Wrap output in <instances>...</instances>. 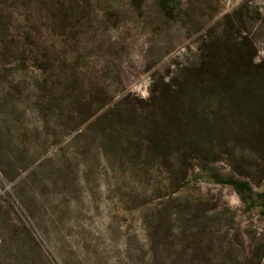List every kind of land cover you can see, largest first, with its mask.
<instances>
[{"label": "rangeland", "instance_id": "374dc122", "mask_svg": "<svg viewBox=\"0 0 264 264\" xmlns=\"http://www.w3.org/2000/svg\"><path fill=\"white\" fill-rule=\"evenodd\" d=\"M19 1L0 25V264H221L230 251L264 252V208L227 182L264 192L252 69L232 89L191 86L180 125L155 108L96 123L87 102L75 104L96 78L102 93L146 101L154 83L196 67L210 37L246 36L264 63V0ZM56 9L73 19L57 26ZM27 25L35 38L20 61L14 35ZM72 57L84 87L58 78L71 75L63 62ZM178 156L197 159L188 175L159 167ZM238 233L245 249L233 244Z\"/></svg>", "mask_w": 264, "mask_h": 264}, {"label": "trees", "instance_id": "16d2710c", "mask_svg": "<svg viewBox=\"0 0 264 264\" xmlns=\"http://www.w3.org/2000/svg\"><path fill=\"white\" fill-rule=\"evenodd\" d=\"M24 4L25 2L20 3L19 0H0V25L3 22L2 15L8 8H16L17 10H20V6H23ZM62 10L64 9H59L57 10L58 12L52 14V19L55 21L56 25L60 24L59 22H67L73 19L71 15L63 16ZM26 20L27 19H20L16 22L18 25L21 23L25 24L27 22ZM27 26L28 27H25L27 31L24 30L21 35L18 31H16V34L14 33V37L17 39L15 42L19 43V45L17 44L15 54L21 59L20 61L26 59L24 57L26 51L28 52V50L25 51V46L27 45L26 42L35 38L33 33L29 31V25ZM248 46L251 48V55L249 56L247 54ZM200 50L201 60L196 67L182 66L178 70L176 77L168 79V81L166 79H162L158 89L154 83L153 87H156V89L151 90V96L146 101L138 98L131 101L129 100L130 95H127L124 92L117 96H111L108 92L102 93L96 89V86L99 84V79L96 78L95 81H91L93 89H91L88 94L89 99H79V101H77L78 103L75 102V104L82 106L84 103H88L91 108V115H89V119H94L96 123L110 120L112 117L120 119L124 118V116H128L136 121L142 120V112L144 110L147 111L149 108H155V110L161 112L159 113L162 114L161 120H164L168 115V112H171L174 115L175 121H177L178 125H180L183 118L188 115L190 110L188 89L191 86L197 85L200 82L199 84H205L214 88L215 92L218 89H232L236 84L238 85L241 77L244 78L243 73H241L242 68L248 66L249 69H252V128L256 126L264 127V63L256 64L257 49L253 41L251 43L246 36H241L234 42L227 37H210V39L203 42ZM30 52L38 60L42 57L39 48L31 50ZM63 65L65 67L64 69L70 70L71 75L65 74V77L62 78L61 76H58V78L60 80H65L67 83L74 85L79 84L84 87L87 81V72L84 70L81 59L72 57L70 59H66L63 62ZM220 68H225L228 72L222 73ZM58 69L61 70L59 67ZM204 74L207 75L205 79H203L204 76H202ZM46 84L47 77L44 79V85ZM113 103H115L118 109L116 113L113 111V108H110ZM128 107H131L130 110H125ZM194 112L197 116H200L201 114V112L199 113L196 108L194 109ZM203 116L206 115L203 114ZM160 123L161 121L153 122V124H155V126L158 125V127L160 126ZM182 141L184 142L183 139L178 137L175 141L173 140V142L177 145H179ZM144 142L149 143L147 140H144ZM166 143H169L168 140L161 139L158 141L157 147L164 149L163 145ZM141 148L139 147V151ZM105 150L107 154V149ZM195 160L197 159H190L187 158V156H178L174 158L164 157V163L160 164L159 167H166L171 169L172 172L180 169L183 174L188 175L194 170ZM217 180H219L217 181L218 183L223 182L221 179ZM227 182L235 188L242 201L249 207L256 208L258 206H262L264 208V192L261 194H255L246 183H236L231 180ZM259 200H263V203H259ZM232 240L235 246L245 249V242L240 233L233 235ZM232 252L233 251H230L228 254L222 256L220 262L223 263L221 264H236L239 260L245 262V264H249L251 261L252 264H264V252H252V257L245 253L243 256L237 255V258L234 257Z\"/></svg>", "mask_w": 264, "mask_h": 264}]
</instances>
